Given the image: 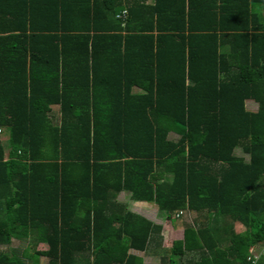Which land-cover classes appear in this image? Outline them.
Instances as JSON below:
<instances>
[{
	"label": "trees",
	"instance_id": "1",
	"mask_svg": "<svg viewBox=\"0 0 264 264\" xmlns=\"http://www.w3.org/2000/svg\"><path fill=\"white\" fill-rule=\"evenodd\" d=\"M131 251L264 264V0H0V264Z\"/></svg>",
	"mask_w": 264,
	"mask_h": 264
},
{
	"label": "rangeland",
	"instance_id": "2",
	"mask_svg": "<svg viewBox=\"0 0 264 264\" xmlns=\"http://www.w3.org/2000/svg\"><path fill=\"white\" fill-rule=\"evenodd\" d=\"M137 91L136 89H133V92ZM248 107H250L252 110H255L256 108V104L254 103H248ZM56 109V108H55ZM170 138H174L175 135L174 134H170L169 135ZM1 139L5 140V136H1ZM236 154H241L240 151L237 152ZM120 200H124V197L122 195L119 196ZM149 204H133L132 205V210L135 213H140L142 215H145L147 218L151 219L154 223L163 226L165 224L166 228L168 227L167 224L165 223V217L164 214L159 213V211L157 210V208L154 205H149ZM157 212V213H156ZM194 218V214H189V213H184L179 219L178 222H176L177 224V229L178 230H182L184 228V225L187 223H191L192 220ZM242 228L237 225L236 226V231H240ZM166 234V238L168 239L167 236V232H165ZM175 236V235H174ZM179 235H177L176 238H178ZM169 239H173V236L171 234V236L169 237ZM134 254H137L139 256H141L143 258L144 264H163L160 261V257L159 255H153L151 253H142V252H138V251H131ZM35 264H46V260L43 258H34L33 260Z\"/></svg>",
	"mask_w": 264,
	"mask_h": 264
},
{
	"label": "crops",
	"instance_id": "3",
	"mask_svg": "<svg viewBox=\"0 0 264 264\" xmlns=\"http://www.w3.org/2000/svg\"><path fill=\"white\" fill-rule=\"evenodd\" d=\"M135 204H143V203H135ZM147 206H149V205H147ZM157 213V212H156ZM145 216V215H144ZM146 217V216H145ZM147 218V217H146ZM149 219V218H148ZM151 220V219H150ZM177 229V228H176Z\"/></svg>",
	"mask_w": 264,
	"mask_h": 264
}]
</instances>
